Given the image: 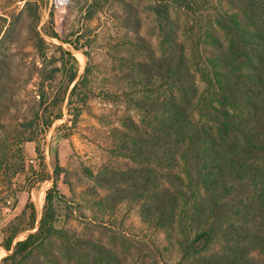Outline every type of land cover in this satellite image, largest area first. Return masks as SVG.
<instances>
[{
    "label": "trees",
    "instance_id": "obj_1",
    "mask_svg": "<svg viewBox=\"0 0 264 264\" xmlns=\"http://www.w3.org/2000/svg\"><path fill=\"white\" fill-rule=\"evenodd\" d=\"M172 1L198 19L206 7L203 2L212 0ZM230 6L236 11H222L207 28L188 29L197 39L192 47L179 41L168 6H160L161 57L135 28L140 43L134 49L143 51L144 58L127 62L130 70L125 80L147 95L137 102L144 116L139 123L126 119L113 151L132 165L103 168L93 190L96 196L99 190L106 193L100 202L105 209L125 200L139 203L142 219L164 231L168 241L178 243V264H264V0H233ZM128 26L132 27L129 21ZM36 39L45 62L43 40L39 35ZM60 49V67L40 71V108L45 110L24 124L27 130L32 125L39 128L48 118L46 113L65 101L64 91L52 99L46 83L53 84L63 74L70 85L79 76L75 67L67 72L66 59L75 61V66L78 61ZM7 66L0 60V108L8 85ZM88 73L87 69L76 89L84 87ZM3 113L2 108L0 131ZM49 117L55 121L60 115ZM33 141L28 137L27 142ZM8 157L7 145L0 140V168L8 167ZM52 197L48 195V203ZM47 215L37 233L14 249L12 244L7 246L13 253L3 264H30L36 251L45 253L47 245L58 239L69 244L64 251L66 264H112L118 259L93 240L72 242ZM218 240L221 249L211 251ZM53 255H45L47 264Z\"/></svg>",
    "mask_w": 264,
    "mask_h": 264
},
{
    "label": "rangeland",
    "instance_id": "obj_2",
    "mask_svg": "<svg viewBox=\"0 0 264 264\" xmlns=\"http://www.w3.org/2000/svg\"><path fill=\"white\" fill-rule=\"evenodd\" d=\"M29 1L0 0V60L8 62L0 140L7 145L10 158L8 167L0 168V264L13 253L7 246L12 244L14 249L18 242L37 233L46 214L72 242L93 240L113 251L118 259L112 264H178V243L168 241L164 231L142 219L139 203L125 200L105 209L100 202L106 193L99 190L96 196L93 190L103 168L132 165L113 151L119 143L117 132L125 130L126 119L139 123L144 116L137 102L147 95L125 80L130 70L127 62L144 58L143 51L134 49L140 43L135 28L161 57L160 6H168L179 41L192 47L197 39L188 29L195 25L207 28L222 11L233 13V0L203 2L206 7L201 9L199 20L172 0ZM38 35L48 55L45 62L36 48ZM60 47L78 61L75 66V61L67 58V72L75 67L79 76L70 85L63 74H58L53 84L46 83L52 99L64 91L65 101L46 113L48 118L39 128L32 125L27 130L24 124L35 121V114L45 110L40 108V71L60 67ZM87 69V83L76 89ZM50 113L60 118L54 121ZM28 137L34 141L27 142ZM49 194L53 196L51 203L47 201ZM218 243L211 251L221 249ZM66 247L69 244L53 240L45 249L47 254L36 251L30 264H47L45 255L50 253L55 254V258L49 257L51 264H66Z\"/></svg>",
    "mask_w": 264,
    "mask_h": 264
}]
</instances>
